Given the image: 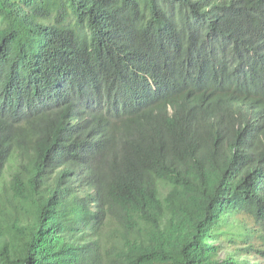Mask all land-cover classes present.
I'll use <instances>...</instances> for the list:
<instances>
[{"label":"trees","instance_id":"16d2710c","mask_svg":"<svg viewBox=\"0 0 264 264\" xmlns=\"http://www.w3.org/2000/svg\"><path fill=\"white\" fill-rule=\"evenodd\" d=\"M0 264H264V0H0Z\"/></svg>","mask_w":264,"mask_h":264},{"label":"clouds","instance_id":"9594fccd","mask_svg":"<svg viewBox=\"0 0 264 264\" xmlns=\"http://www.w3.org/2000/svg\"><path fill=\"white\" fill-rule=\"evenodd\" d=\"M86 77L79 80L81 83L77 87L76 98H81L83 95L89 96L87 102H79L76 108L73 104L67 103L71 100L63 98V102L60 108H63L65 104H69L66 123L68 128L80 131H85L89 136L94 133L98 136V132L102 130H113L115 127V119L112 117V112H109L108 100L112 93V87L106 83H99L94 85V81L85 75ZM151 90L156 92L159 88L155 83H151ZM83 85V86H82ZM87 87V91L84 92V87ZM59 108V109H60ZM102 108V109H100ZM96 110V112H95ZM107 110V111H105ZM110 115V116H109ZM70 134V133H69ZM36 134H33V136Z\"/></svg>","mask_w":264,"mask_h":264}]
</instances>
